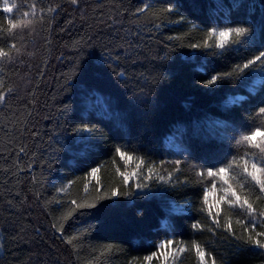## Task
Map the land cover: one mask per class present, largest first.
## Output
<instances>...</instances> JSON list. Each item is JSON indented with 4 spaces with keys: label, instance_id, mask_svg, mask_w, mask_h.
Here are the masks:
<instances>
[{
    "label": "trees",
    "instance_id": "1",
    "mask_svg": "<svg viewBox=\"0 0 264 264\" xmlns=\"http://www.w3.org/2000/svg\"><path fill=\"white\" fill-rule=\"evenodd\" d=\"M221 2L9 0L17 8L5 14L0 0V46L21 48L14 62H0V264H143L167 239L185 248L179 264H200L194 243L209 264H264V249L245 243V225L236 224L247 220L241 209L220 204L216 226L217 207L203 203L213 178L197 175L243 154L239 130L264 107V87L249 93L248 70L235 71L264 50V0H241L231 11L233 0ZM32 4L31 29L9 37L5 18L23 19ZM229 24L249 26L254 45L223 54L190 46L205 29ZM214 76L226 78L208 85ZM237 97L244 99L232 103ZM117 148L133 160L125 165ZM117 169L136 175L125 185ZM216 183L213 204L222 195ZM113 189L120 195L111 197ZM72 199L96 206L76 210ZM250 203L261 210L264 194L255 189Z\"/></svg>",
    "mask_w": 264,
    "mask_h": 264
},
{
    "label": "snow or ice",
    "instance_id": "2",
    "mask_svg": "<svg viewBox=\"0 0 264 264\" xmlns=\"http://www.w3.org/2000/svg\"><path fill=\"white\" fill-rule=\"evenodd\" d=\"M72 4H78V0H71ZM242 6L241 0H233L231 10L239 9ZM31 11H23L22 18L12 16H7V35L9 37L14 36V30L19 29L21 32L24 29H31L32 25L36 21L37 17V6L36 4L29 5ZM212 7V6H210ZM214 7L219 9L223 8L221 0H215ZM17 8L15 3L10 4L9 0H3L2 12L5 14H10L13 10ZM55 9L49 7L47 12L51 14ZM141 12L149 11L148 8H141ZM160 13H171L174 11L173 7L169 6L164 9L159 10ZM31 17V18H29ZM40 19L43 20V10H41ZM244 25H247V21L241 22ZM0 31H3L0 28ZM255 42V33L250 29L249 26H232L231 24L225 25L223 27H210L204 30V38L202 42L195 43L190 45L193 49H212L216 50V54H223L227 51H231L233 48L240 50L241 48L247 46L252 47ZM21 48L17 47L16 43H10L6 47L0 46V62L12 63L14 62L15 57L20 56ZM255 66V67H253ZM245 70L247 72V79L245 80V85L248 87L249 93H255L258 90V87H264V50H259L258 54L254 57L247 60V62L238 65L236 72L244 74ZM259 74V75H258ZM232 73H228L227 77H232ZM225 76H214L207 81L208 85H215L219 80L225 79ZM3 86V81H0V87ZM11 91V89H9ZM5 99V94L0 92V102H3ZM244 99L243 97H237L232 103H238L240 100ZM257 123L242 127L239 130L238 138L235 139V144L237 146L245 148L243 154L239 157H233L229 160L224 166L214 167L209 166L203 171L197 172L199 176H206L213 178V182L208 187L207 191L204 193L203 203L207 205L209 211L216 206L217 213L214 219V223L217 227L220 226L219 219V205L222 203H227L229 210L231 211L234 208L241 209L239 215H243L247 220L242 221L240 219L236 220L237 225H245L244 233L247 235L244 237V242L252 245L254 248L264 249V231H255L257 227V218H261L260 227L264 228V208L257 211L253 208L252 203H250L251 194L255 189H258L260 194H264V107H259L256 113ZM80 131L93 133L94 129L85 127L80 129ZM179 133L180 130L178 129ZM248 149L254 151L249 152ZM117 155L121 160L127 162L133 160V155L127 151H122L120 148L116 149ZM138 163L136 168L139 169L140 165L144 164L142 158H137ZM175 163L179 165L180 160H176ZM100 171L99 168H93L91 170V175L93 177ZM118 174L122 177V183L127 185L129 183L130 176H135L136 172H132L126 175L124 172H121L117 169ZM146 176L145 180L151 179L153 175V166H146ZM216 178L222 181L220 195L215 203H209L208 196L212 194L217 189ZM163 183H168L171 180V177H168L165 180L164 177L158 176ZM245 185H249L247 189ZM136 188L142 192V194L147 195L143 190L148 187L146 183L138 182L136 183ZM61 191H66L62 188ZM127 194V193H125ZM120 193L113 189L111 192V197H117ZM108 198V197H105ZM260 195H256L255 199L259 200ZM70 205L75 206L76 210H82L85 208H94L95 204L88 203H78L77 200L72 199L69 201ZM211 214V212H210ZM68 215H71V210ZM194 227H199L195 225ZM225 227L227 230H232V222L230 218H227ZM255 233L253 235L252 233ZM233 235H238L233 233ZM76 237L73 236L67 240V243L72 244L73 240ZM175 243L173 239H167L161 242L158 246L157 251L147 255L143 258V264H152L153 260L160 261L161 264H168L169 257L172 256L175 252H184L185 248L180 247L178 249H173L171 252L168 249ZM192 249L196 252L199 257L200 264H209V261L206 260L207 253L201 249L199 244L194 243ZM103 255V253H101ZM174 264V261H173ZM210 264H216L215 258H212Z\"/></svg>",
    "mask_w": 264,
    "mask_h": 264
},
{
    "label": "rangeland",
    "instance_id": "3",
    "mask_svg": "<svg viewBox=\"0 0 264 264\" xmlns=\"http://www.w3.org/2000/svg\"><path fill=\"white\" fill-rule=\"evenodd\" d=\"M174 248L171 246L170 249H168V251H172ZM182 255V252H175L172 256L169 257V260H168V264H173V261H174V264H179V261H180V257ZM159 264H161L160 261H158Z\"/></svg>",
    "mask_w": 264,
    "mask_h": 264
}]
</instances>
